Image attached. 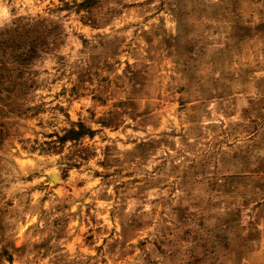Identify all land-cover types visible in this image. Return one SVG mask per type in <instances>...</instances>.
<instances>
[{"label": "clouds", "instance_id": "clouds-1", "mask_svg": "<svg viewBox=\"0 0 264 264\" xmlns=\"http://www.w3.org/2000/svg\"><path fill=\"white\" fill-rule=\"evenodd\" d=\"M0 264H264V0H0Z\"/></svg>", "mask_w": 264, "mask_h": 264}]
</instances>
